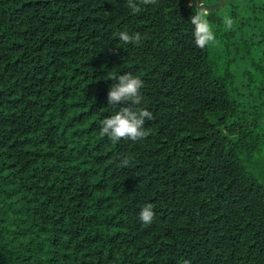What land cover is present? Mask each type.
<instances>
[{
  "label": "trees",
  "instance_id": "1",
  "mask_svg": "<svg viewBox=\"0 0 264 264\" xmlns=\"http://www.w3.org/2000/svg\"><path fill=\"white\" fill-rule=\"evenodd\" d=\"M222 2L201 49L190 0H0V264H264V0ZM126 72L153 119L113 143Z\"/></svg>",
  "mask_w": 264,
  "mask_h": 264
},
{
  "label": "clouds",
  "instance_id": "2",
  "mask_svg": "<svg viewBox=\"0 0 264 264\" xmlns=\"http://www.w3.org/2000/svg\"><path fill=\"white\" fill-rule=\"evenodd\" d=\"M157 0H127V6L133 13L140 11V4L150 5L156 4ZM195 12L190 16V23L194 26L193 37L194 43L198 48H205L216 41L214 26L208 19L210 16L209 5L206 0H190ZM223 23L227 29L233 26V19L225 15ZM120 41L124 44H132L139 46L143 37L139 32L129 33L121 31L118 33ZM116 82L109 87L107 92V104L111 106L124 105L119 107L117 111L110 117L101 121L99 134L101 137L107 136L113 143L119 142L121 139L137 141L146 138L150 134V130L145 128V121L152 120V113L144 108L138 107L143 101L140 89L143 81L139 76L130 72L111 77ZM131 157L125 156L121 160V166H129ZM155 213L153 205L146 203L139 212V219L145 225L153 223ZM184 264H190L184 261Z\"/></svg>",
  "mask_w": 264,
  "mask_h": 264
},
{
  "label": "flooded vegetation",
  "instance_id": "3",
  "mask_svg": "<svg viewBox=\"0 0 264 264\" xmlns=\"http://www.w3.org/2000/svg\"><path fill=\"white\" fill-rule=\"evenodd\" d=\"M206 3H208L209 6L218 5V8L224 6V3L222 2V0H206Z\"/></svg>",
  "mask_w": 264,
  "mask_h": 264
},
{
  "label": "water",
  "instance_id": "4",
  "mask_svg": "<svg viewBox=\"0 0 264 264\" xmlns=\"http://www.w3.org/2000/svg\"><path fill=\"white\" fill-rule=\"evenodd\" d=\"M196 2L198 3L199 0H196ZM208 7H209V10H210V11H213V10H215V9L218 8V5H211V6H208Z\"/></svg>",
  "mask_w": 264,
  "mask_h": 264
}]
</instances>
